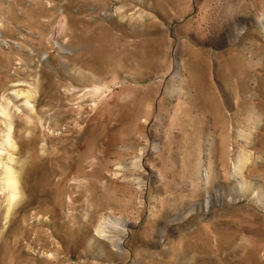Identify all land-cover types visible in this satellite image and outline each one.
Wrapping results in <instances>:
<instances>
[{
  "label": "rangeland",
  "instance_id": "rangeland-1",
  "mask_svg": "<svg viewBox=\"0 0 264 264\" xmlns=\"http://www.w3.org/2000/svg\"><path fill=\"white\" fill-rule=\"evenodd\" d=\"M2 106L0 264H264V0H0Z\"/></svg>",
  "mask_w": 264,
  "mask_h": 264
},
{
  "label": "bare ground",
  "instance_id": "bare-ground-1",
  "mask_svg": "<svg viewBox=\"0 0 264 264\" xmlns=\"http://www.w3.org/2000/svg\"><path fill=\"white\" fill-rule=\"evenodd\" d=\"M25 104L30 105L29 99L26 100ZM0 114L5 117V127H6L5 129L6 132H4L5 134L2 133L3 135H1L0 137L3 140L2 142L0 141V166L2 169H5L4 170V174H5L4 184H5V191H7L6 200L8 202L5 217L6 219L9 220L10 217L12 216L13 210L16 209V207L20 204V202L24 198L22 173L20 171L15 170L13 167L15 164H21L22 161L20 160L21 156L17 152L18 149H17L16 143L14 142V139L12 138L13 117L10 116V114L8 113V108L4 106L0 108ZM9 148L11 149L9 150ZM1 190L4 191L3 188ZM110 237L108 235L107 240L109 239L111 240V243H113L112 238L114 237H112V235H110ZM105 240H106V236H105ZM114 246H116V244Z\"/></svg>",
  "mask_w": 264,
  "mask_h": 264
}]
</instances>
